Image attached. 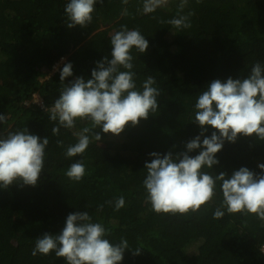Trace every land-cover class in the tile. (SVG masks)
Here are the masks:
<instances>
[{"label": "trees", "instance_id": "obj_1", "mask_svg": "<svg viewBox=\"0 0 264 264\" xmlns=\"http://www.w3.org/2000/svg\"><path fill=\"white\" fill-rule=\"evenodd\" d=\"M67 2L0 0V114L6 117L0 136L27 129L49 141L36 186L0 187V264H66L54 252L33 256L32 250L36 238L59 234L67 215L77 211L102 223L111 243L128 241L120 264H264V220L226 211L221 219L213 218L222 201L219 181L213 199L187 215L152 211L143 185L145 162L153 159L149 153L184 151L186 142L199 134L192 120L194 104L213 79H243L256 62L264 67V0H187L182 10V0H167L150 13L144 11L145 0H103L83 28L67 27ZM124 9L127 15L121 14ZM179 15L188 16L191 26L168 23ZM121 25L139 29L148 41L146 52L132 49L131 71L138 90L149 76L155 79L158 110L119 135L93 129L101 140L93 137L82 156L66 157L76 133L91 122L77 120L67 129L49 119L63 87L60 70L71 62L73 75L64 83L90 79L97 61L111 59L110 37ZM61 57L65 60L50 73ZM53 127H59L58 135ZM212 131L207 126L204 135ZM215 156L218 163L202 169L213 177L220 172L230 176L242 166L258 173L264 141L240 135L234 143L225 140ZM77 160L86 168L79 182L64 174ZM120 196L125 205L115 210Z\"/></svg>", "mask_w": 264, "mask_h": 264}, {"label": "clouds", "instance_id": "obj_2", "mask_svg": "<svg viewBox=\"0 0 264 264\" xmlns=\"http://www.w3.org/2000/svg\"><path fill=\"white\" fill-rule=\"evenodd\" d=\"M97 3L102 4L103 0H68L64 8L67 27L89 25ZM166 3L167 0H145L144 11L153 12ZM186 3L187 0H182L181 10ZM121 14L127 15V9ZM168 23L176 28L191 26L185 15ZM110 44L111 59L105 57L97 61L90 79L76 77L64 83L66 77L73 75L71 62L65 63L60 70L63 87L49 109V119L67 129L75 127L77 120L91 122V127L76 133L77 142L66 148V157L82 156L93 137L101 140L100 133H94L93 129L99 127L103 133L119 135L129 124L135 126L158 110L160 91L153 87L155 79L149 76L143 82L142 90H138L135 73L131 71L134 67L132 49L146 52L148 41L145 36L139 29L121 25L120 30L111 35ZM121 68L125 70L121 71ZM194 109L192 120L200 132L186 142L185 150L163 155L151 152L149 155L153 159L145 162L147 175L143 185L151 210L173 215L197 212L213 199L219 181L222 201L213 212L214 219H221L226 211L229 214H254L264 220V163L257 165L261 170L258 173L243 166L230 176L220 172L213 177L202 171L204 167L211 169L218 163L215 154L222 150L225 140L234 143L240 135H255L264 141V67L256 62L243 79H213L199 94ZM5 120V115L0 114V122ZM207 126L215 130L210 136L204 135ZM52 132L58 135L59 127H53ZM48 143L46 136L40 138L29 134L27 129L0 136V187L36 186L44 169ZM57 144L63 146L62 141ZM196 149H201L197 155H189ZM64 174L72 181H81L86 174L83 160L70 164ZM114 204L115 210L122 208L124 197L116 198ZM102 209L103 205H99L98 210ZM107 232L102 223L92 221L87 211L72 212L67 215L59 234L46 232L35 239L32 255L54 252L66 264H120L125 249H129L128 241L121 238L119 243L113 244L105 238ZM140 249L133 254H140Z\"/></svg>", "mask_w": 264, "mask_h": 264}, {"label": "built area", "instance_id": "obj_3", "mask_svg": "<svg viewBox=\"0 0 264 264\" xmlns=\"http://www.w3.org/2000/svg\"><path fill=\"white\" fill-rule=\"evenodd\" d=\"M65 60L64 57H61L60 60L58 62H56L53 66H52V71H50V73H53L54 71H57L58 68L60 67V65L62 64V62ZM55 69V70H54ZM34 102L38 103L39 105H42L41 103V99L38 95H34Z\"/></svg>", "mask_w": 264, "mask_h": 264}]
</instances>
